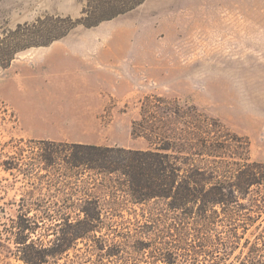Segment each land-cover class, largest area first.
Returning <instances> with one entry per match:
<instances>
[{
  "label": "rangeland",
  "instance_id": "374dc122",
  "mask_svg": "<svg viewBox=\"0 0 264 264\" xmlns=\"http://www.w3.org/2000/svg\"><path fill=\"white\" fill-rule=\"evenodd\" d=\"M95 6L94 0H0V47L14 39L9 32L17 24L21 34L32 35L50 31L58 17L82 21L0 65V264H24L11 233L21 198L29 204L62 196L47 177L36 179L24 166L6 168V160L29 156L30 140L154 149L180 136L183 111L195 106L247 140L240 154H232L235 141H228L230 159L264 164V0H143L85 26L88 14L81 10ZM55 45L65 47L57 49L59 57L95 63L58 70L50 56ZM93 71L101 80L89 85ZM89 86L98 93L89 95ZM108 185L97 182L87 191L98 198L104 228L56 264H165L159 253L175 248L190 255L189 264H211L200 250L222 251L229 240L236 247L226 264H237L252 244L264 243V175L239 199L241 219L232 225L220 212L215 224L200 226L161 200L134 203Z\"/></svg>",
  "mask_w": 264,
  "mask_h": 264
},
{
  "label": "trees",
  "instance_id": "16d2710c",
  "mask_svg": "<svg viewBox=\"0 0 264 264\" xmlns=\"http://www.w3.org/2000/svg\"><path fill=\"white\" fill-rule=\"evenodd\" d=\"M94 1L97 3L94 9L81 10L88 14L83 19L85 26L131 10L143 0ZM78 22L82 23L69 16L58 17L50 31L32 35L21 34V26L17 24L9 32L14 39L0 47V65L8 66L20 50L61 38ZM183 113L187 120L180 136L163 139L154 149L37 139L30 140L35 147L25 159L6 160L7 169L24 166L32 177H47L46 184L62 192L60 199L41 198L29 204L21 198L15 230L11 232L18 259L24 264L50 261L56 264L76 248L78 241L89 238L90 234L96 239L105 222L98 198L87 191L97 182L101 185L108 182L106 187L112 194L126 192L134 203L161 200L167 209L200 226L215 224L220 212L230 225L240 220L239 199L252 185L261 183L264 174L260 170L264 164L243 157L230 159L233 156L225 151L228 141H235L236 152L232 154H240L247 140L231 135L216 119L195 106H188ZM41 170L45 174H39ZM85 186L83 192L81 188ZM222 245V251L216 246L200 252L212 258L211 264H226L236 245L232 240ZM104 254L114 253L107 250ZM159 255L165 264L190 262L187 252L180 253L176 248ZM236 259L237 264H264V243L261 248L252 244L246 256Z\"/></svg>",
  "mask_w": 264,
  "mask_h": 264
},
{
  "label": "crops",
  "instance_id": "0c3cea01",
  "mask_svg": "<svg viewBox=\"0 0 264 264\" xmlns=\"http://www.w3.org/2000/svg\"><path fill=\"white\" fill-rule=\"evenodd\" d=\"M63 47V48H62ZM64 49L65 47L62 45H55L51 46V52L53 51L54 53L51 54L50 56L53 59V65L56 67L58 70H63V69H69V68H75V67H91L93 63H95L93 60L91 62L89 60H84L78 56H71L70 57H59L60 55H63L62 51H58L57 49ZM101 80L97 78V74L93 71L91 74L86 75V81L87 83L90 84H95L96 81ZM98 93L96 90L91 89L90 86L88 88V94L93 96Z\"/></svg>",
  "mask_w": 264,
  "mask_h": 264
}]
</instances>
